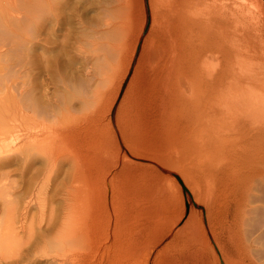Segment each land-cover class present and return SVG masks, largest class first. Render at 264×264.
<instances>
[{
  "label": "bare ground",
  "instance_id": "bare-ground-1",
  "mask_svg": "<svg viewBox=\"0 0 264 264\" xmlns=\"http://www.w3.org/2000/svg\"><path fill=\"white\" fill-rule=\"evenodd\" d=\"M257 1L0 0V184L6 188L0 196V264H67L83 256L85 234L91 238L90 230L95 234L97 225H107L104 218L105 223L95 226L96 210L109 209L118 197L112 190L108 195L92 186L88 190L90 184H71L73 174L60 175L63 164L71 166L73 160L64 162L69 153L63 158L43 147L42 142L59 137L57 127L52 132L45 121L58 124L59 117L78 107L98 103L103 81L114 77L122 61L131 66L139 43L115 126L130 144L129 153L136 155V142L159 163L181 170L206 214L207 226L202 218L193 223L189 216L167 246L184 249L173 253L183 264H264V33ZM51 82H60L55 88L62 102L47 90ZM92 113L74 131V121L66 120L71 125L67 141L93 139L85 134L96 126L97 111ZM97 154L87 157L84 166L99 159ZM87 169L85 178L79 177L92 185L95 180ZM9 172L20 179L13 181L11 174L6 176ZM44 182H50L47 192L37 188ZM142 185L133 186L127 211L118 206L113 207L114 218L108 213L112 232L111 225L103 229L104 248L97 249L112 255L127 249L133 259L137 247L161 239L150 227L152 214L140 209L146 203L138 200L145 192ZM171 256L159 259L170 262Z\"/></svg>",
  "mask_w": 264,
  "mask_h": 264
},
{
  "label": "rangeland",
  "instance_id": "rangeland-1",
  "mask_svg": "<svg viewBox=\"0 0 264 264\" xmlns=\"http://www.w3.org/2000/svg\"><path fill=\"white\" fill-rule=\"evenodd\" d=\"M255 1H257V0H255ZM257 3H259L258 4V13H259V15L261 16L260 18H261V22L263 23L262 24V30H263V33H264V0H258L257 1ZM263 18V19H262ZM149 21L150 20H148V22H147V26H146V30H147V28H148V24H149ZM146 33V32H145ZM145 33H143V34H145ZM263 36H264V34H263ZM134 38V37H133ZM264 38V37H263ZM139 49H140V43H139V46H138V48H137V51H136V53H135V57H134V61H132V64H131V66L129 65V68H127V66H126V64H125V62L124 61H122L121 62V64L119 65V67H118V70H116V72H115V75H114V77L113 78H116L115 80L113 79H110L109 81H106V82H104L103 80V84L105 85V87L103 88L102 86H100V87H102V89H100V92L103 94L102 95V97H100V100L98 101V103H100V104H98V103H96L94 106L93 105H91L90 107H91V109H90V107H78V110H76V111H74V112H72L71 113V115L69 116V113H68V116L67 117H59V118H61L60 120H61V122H59L58 124H55L56 122L55 121H53L52 122V120H46L45 121V123L50 127V126H52L51 127V131L53 132L54 130H55V127H57L56 128V130H58V131H56L55 133L57 134V135H59V137L58 136H56V138H54V139H50V142L48 143V142H42V144H44L43 145V147L45 146H47L46 148L48 149V150H51L54 154H55V152H57V153H59V155L58 156H63V155H65V154H67V153H69V154H67L66 156H68L69 157V155L71 156V154L70 153H72L73 154V156H71L70 158H68V157H66L65 158V156H63V158H65L66 160L64 161V162H66V161H71V160H73L72 162H71V166L68 164V162H67V164L65 163V164H63V168H62V171H59L60 173H62V174H60L61 176H67V175H72L70 178L72 179V183L71 184H73V183H78V184H80V186L82 185V184H84V186H87V185H89V186H87L86 188L89 190V188H90V186H92V188L94 189V191H101V190H104L105 192H107L108 193V195H111V192L114 194V196L116 195L117 197V199H115L114 201V203L111 205H108V206H110L109 207V209H107V210H105V207H101V209L102 210H100V208H99V210L97 209L96 210V212H97V218H98V221H96L97 223L95 224V226L97 225V224H99L98 222L99 221H102L104 218L105 219H108V221H109V219L112 217V218H114L113 216V214L114 213H112V212H114V210L115 209H119V207L120 208H122V210L125 208V205L126 206H128L127 204H130V200L132 199V197H133V195H135L134 193H135V187L137 186V185H139V184H143L142 185V187L143 188H145L144 190L142 189V191H145V192H143V194H140L141 195V197L142 198H140V196H139V198L140 199H138L140 202H146V203H144V204H142V206H144L143 207V209H142V207L140 208L141 209V211H143L144 213H145V215L146 214H152V223H150V227L152 228V230H154L155 232H159V234L158 235H160L161 234V239L157 242V243H154L153 244V242L155 241V240H150L151 242L148 244V246L147 247H143L142 245L141 246H139V247H137L133 252H132V255H133V259H132V257H130V256H128L130 253L128 252V251H126L125 249V251L123 250V251H119V250H114V247H112L111 248V251L112 250H114L113 252V255L115 256V263L114 264H125V262H126V264H183L182 262H180L175 256H174V254L173 253H177L178 251H181L182 252V250H184V249H182V250H180V247H179V245H178V247L176 248H174L173 250H172V247L173 246H171V245H168V246H170V247H168L167 246V243L169 242V240H171V238L175 235V233H176V230L177 229H179V228H182V226L185 224V222L187 221V219L189 218V216H191L192 217V222L193 223H198V218L199 219H201L202 221H203V224H205L206 223V221H205V217H206V214H205V208H204V204H203V202L201 201V198H199L200 196H198L199 194H197V193H195V192H192L191 191V188H190V186L188 185V184H186L185 182H184V180H183V176H182V174L180 173L181 172V170H177V169H174V168H171V167H169V166H167V165H163L161 162L159 163L158 161H156L154 158H151L150 157V155H149V152H146V151H149V149L147 148V149H145V147L143 148V149H141L140 148V150H139V147H140V145L138 144V143H134V145H132V147L133 146H139L138 148L136 147H134V151H135V153H136V155L134 154V152H131V153H129V146H130V144H128V142H127V140H125L123 137H121L122 136V134H120L119 133V131L117 130V126H115V121H116V113L118 112V110H119V108H120V105H121V103H122V100L124 99V97H125V94H126V90H127V86L129 85V82H130V77L132 78L133 77V71H134V68H135V66H136V60H137V58H138V55H139ZM123 63V64H122ZM67 65H69V63L67 64ZM127 68V73H126V75H124L123 76V72H124V70ZM64 70H66L65 72H69V66H68V68H65ZM64 71L62 72V73H65ZM119 73H121V75L119 74ZM68 75H69V73H68ZM73 75L74 76H76L77 75V73L75 74V70H74V73H73ZM120 76V77H119ZM123 76V77H122ZM77 77V76H76ZM85 77V76H84ZM121 79H123V80H121ZM111 81V82H110ZM113 81V82H112ZM108 82V83H107ZM115 82V83H114ZM117 82L119 83L120 82V86L118 87V84H117ZM58 83V82H57ZM57 83H49V85L48 86H46V88H47V90L49 91V93H50V95L51 96H53V98L55 99V100H57L56 102L57 103H59L60 101L62 102L63 101V98H59V97H57V95H59V93L57 92V89L55 88V87H57L58 86V89H59V83L57 84ZM93 83V82H92ZM114 83V84H113ZM112 84V85H111ZM111 85V86H110ZM113 85H116V86H113ZM98 87H99V85H98ZM99 87V88H100ZM109 87V88H108ZM113 87H114V89L115 90H117V88H118V90L117 91H115V93L116 94H114V91H113ZM105 89V90H104ZM109 89V90H108ZM110 91H112V92H110ZM119 91V92H118ZM104 93H105V95H104ZM118 93V94H117ZM109 94H111V96L109 95ZM115 95V96H114ZM134 96V95H133ZM106 97H108V98H110V99H108V98H106ZM116 98V99H115ZM132 98H135V97H132ZM59 99V100H58ZM103 99V100H102ZM106 99V100H105ZM104 101V102H102V101ZM108 100H109V102H108ZM115 100V101H114ZM59 101V102H58ZM108 102L107 104H105L106 105V108H102V106L103 107H105V105H104V103L105 102ZM56 103V104H57ZM102 103H103V105H102ZM93 106V107H92ZM99 106V107H98ZM112 106V107H111ZM94 107H96V110L95 111H97V123H96V126L91 130L93 133L91 134V131H89L90 132V134H89V132L88 133H85V134H87V135H89L88 137H92L93 139H91L90 138V140L92 141V145L89 143V142H91V141H89V142H87V143H85V142H83L81 139V141L79 140L78 142L76 141V140H78L79 138L77 137L75 140L73 139V140H66V138H68L69 139V128H70V126L72 125V124H74V125H72L71 126V130L74 128V130L77 128L78 129V127L81 125V124H83L82 122L85 120V118H88L89 116H92V115H94L92 112H95V111H93L92 109L94 108ZM102 109H101V108ZM89 108V109H88ZM108 108H110V111H109V109ZM84 109H85V111H84ZM95 109V108H94ZM104 109H106V110H104ZM83 110V111H82ZM92 110V111H91ZM103 110H104V112H103ZM109 111V112H108ZM98 112H101V113H98ZM108 112V113H107ZM87 113V114H86ZM90 113H92V114H90ZM86 114V115H85ZM38 115V114H37ZM73 115V116H72ZM60 116V115H59ZM77 116V117H76ZM84 117V118H83ZM100 117V118H99ZM39 118V117H38ZM75 120H74V119ZM69 119H71L70 121H74V123L73 122H70V124H68L67 123V121L66 120H69ZM110 120V122H111V125L112 126H109V121ZM76 121V122H75ZM55 122V123H54ZM61 123H64V126L65 125H67L66 127H64ZM79 123V124H78ZM52 124V125H51ZM56 125V126H54V125ZM76 125V126H75ZM78 125V126H77ZM114 125V126H113ZM54 126V127H53ZM58 126H60L59 128H61V127H63V128H61V129H59L58 128ZM69 127V128H68ZM101 130H100V129ZM49 129V128H48ZM52 129H54V130H52ZM76 129V130H77ZM64 130H65V132H64ZM74 130H72V131H74ZM62 133H61V132ZM95 131L97 132V134L95 133ZM112 131H115L114 133L116 134L115 136L113 135L114 133L112 132ZM58 132H60L61 133V136H62V134H63V137L61 138L60 137V133H58ZM68 132V133H67ZM117 132H118V134H117ZM94 134V135H93ZM66 135V136H65ZM97 135V136H96ZM95 136V137H94ZM59 138V139H58ZM61 138V139H60ZM96 139V141L94 142V140ZM116 138H119L118 140H120L119 142H118V144H117V146L115 145V143H116ZM49 139H47V140H49ZM64 139V140H63ZM99 139V140H98ZM109 139V140H108ZM62 140V141H61ZM51 141H55V142H51ZM53 143V144H52ZM54 143H56L55 144V146H54ZM89 143V144H88ZM49 144V145H48ZM50 144L52 145V147L50 146ZM60 144V145H59ZM61 144H64V146L66 145V144H69L68 146H69V148H66V147H64L63 145H61ZM80 146V144H81V146H80V148H79V146ZM138 144V145H137ZM91 145V146H90ZM115 145V146H114ZM50 146V149L48 148ZM53 146H54V148H53ZM59 146H62V147H59ZM75 146V147H74ZM76 146H78L77 148H79V149H77L76 148ZM87 146V147H86ZM74 147V148H73ZM59 148V149H58ZM63 148H65V150H66V152H64V149ZM93 148V149H92ZM77 149V150H76ZM88 149H89V152H88ZM132 149V148H131ZM74 150V151H73ZM61 151H63V153H61ZM75 151H77V152H75ZM85 151V152H84ZM75 152V153H74ZM79 152H81V153H79ZM93 152V153H92ZM120 152V153H119ZM124 152V153H123ZM76 153H77V155H76ZM82 153H84V154H82ZM87 154V156H86V154ZM92 154V156H94V154L96 155L97 153L99 154H97V156H99V159H96V158H94V159H96L95 161H94V163L92 164V163H87L86 164V166H84L85 164V162L84 161H86V162H88L87 160H86V158L88 157H92L91 156V154ZM119 153V154H118ZM123 153V154H122ZM138 153H141V154H139L138 155ZM79 154H81L80 155V157H79ZM89 154V155H88ZM127 157H126V156ZM74 156H77L78 157V159H77V157H74ZM82 156H85V157H83L82 158ZM101 156V157H100ZM115 156V157H114ZM125 156V157H124ZM135 156V157H134ZM138 156V157H137ZM140 156H142V158L140 157ZM147 157V158H146ZM149 157H150V159H149ZM74 158V159H73ZM102 158V159H101ZM127 158V159H126ZM67 159H69V160H67ZM76 159V160H75ZM80 159V160H79ZM90 159V158H89ZM120 159L122 160V161H120ZM126 159V160H125ZM129 159V160H128ZM77 160H79V162H80V164H79V162L77 161ZM102 160V161H101ZM131 160V161H130ZM82 161V162H81ZM101 161V162H100ZM84 162V163H83ZM97 162H98V164H97ZM117 162L118 163V165H117V163H116V165H115V163ZM119 162H120V164H119ZM129 162H131V163H129ZM132 162H133V164H132ZM72 163H75L74 165L76 166H74V165H72ZM78 163V164H77ZM95 163H96V165H100L99 167L98 166H96L95 165ZM100 163H102V164H100ZM136 163V164H135ZM93 166V167H91V166ZM124 165V166H123ZM64 166H66V168L64 167ZM67 166H70V167H67ZM79 166V167H78ZM121 166V167H120ZM128 166V167H127ZM139 166V167H138ZM167 166V167H166ZM75 169H74V168ZM78 167V168H77ZM86 167H88V169H87V171L88 170H90L91 171V176L93 175V179L95 180V182H94V184H92L91 185V183L90 182H83V181H81V177H79V176H82V178L84 177V175L85 174H83V171L86 169ZM89 167L91 168V169H89ZM94 167H95V169H94ZM118 167V168H117ZM169 167V168H168ZM81 168V169H80ZM98 168V171L96 170ZM113 168H115V169H113ZM120 168V169H119ZM133 170H131V169ZM140 168H141V170H140ZM67 169H69V171H65V170ZM77 169H78V171H77ZM84 169V170H83ZM101 169V170H100ZM125 169V170H124ZM64 170V171H63ZM76 170V171H75ZM82 170V171H81ZM92 170H95V171H92ZM108 170H110V171H108ZM121 172H120V171ZM130 170H131V172H130ZM119 171V172H118ZM135 171V172H134ZM139 171H140V173L141 174H143V175H141L140 173H139ZM59 172H58V174H59ZM66 172V173H65ZM69 174H68V173ZM78 172H79V174H82V175H78ZM111 172V173H110ZM127 174H126V173ZM144 172V173H143ZM146 172H147V174H146ZM77 173V174H76ZM89 173V171L87 172V174ZM119 173V174H118ZM120 173H123L122 175L120 174ZM135 173H136V175H135ZM9 174H11L10 176H11V179L13 180H15V178H16V180L15 181H17L18 179H20L19 178V175L17 176V173H12V172H9L6 176H8ZM64 174V175H63ZM149 174V175H148ZM118 175V176H117ZM128 175V176H127ZM77 176L79 177V178H77ZM96 176V177H95ZM121 178H120V177ZM129 176H131V178L129 177ZM96 179H95V178ZM140 177H141V179L144 181V182H142V180H139L140 179ZM143 177V178H142ZM8 179H9V177H7ZM18 178V179H17ZM85 178V177H84ZM121 179H123V180H121ZM130 179V180H129ZM13 180V181H14ZM89 180V179H88ZM132 180H133V182H134V180L135 181H138V182H134V183H132ZM90 181V180H89ZM141 181V182H140ZM18 183H20V182H17L16 184H15V186H16V188L18 187L17 185H19ZM46 182H44V184L42 185V184H39V186L37 187L40 191H42V192H47V191H49L50 190V182L49 183H46ZM112 183V186H114V187H110V184ZM125 183H127V184H125ZM161 183V184H160ZM123 184H124V186H123ZM128 184H130L131 185V189H133V190H131L129 187H128V189H126L127 187H126V185H128ZM45 185V186H44ZM121 185L123 186V188L121 187ZM130 185H128V186H130ZM147 185V186H146ZM5 185H2V184H0V196H3V195H5V193H6V188L4 187ZM42 186V187H41ZM117 186V187H116ZM120 186V187H119ZM133 186H135V187H133ZM146 186V187H145ZM41 187V188H40ZM71 187V186H70ZM110 187V188H109ZM125 187V188H124ZM114 188V189H113ZM115 188L117 189V190H115ZM110 189V190H109ZM121 189L125 192H121ZM128 190L129 191V189L132 191V192H130L129 191V193L128 194H126V190ZM162 189V190H161ZM163 189H164V191H163ZM18 190V189H17ZM107 190V191H106ZM112 190V191H111ZM103 191V192H104ZM109 191V192H108ZM111 191V192H110ZM122 193H120V192ZM118 192V193H117ZM116 193V194H115ZM131 193V194H130ZM133 193V194H132ZM194 193V194H193ZM120 194V195H119ZM121 195H123V196H121ZM128 195H130V196H128ZM144 196V197H143ZM130 197V198H129ZM70 198V197H69ZM109 198V197H108ZM196 198V199H195ZM123 199L126 201V202H124L123 201ZM127 199V200H126ZM128 199H130V200H128ZM142 199H144V200H142ZM148 202H147V201ZM118 201H119V203H118ZM199 201V202H198ZM148 203V204H147ZM149 203H150V206H149ZM200 203H202V204H200ZM114 205V206H113ZM119 206V207H118ZM122 206V207H121ZM146 206V207H145ZM149 206V207H148ZM115 209H114V208ZM104 208V209H103ZM191 208V209H190ZM114 209V210H113ZM140 209H138V211H140ZM149 209V210H148ZM193 209V210H192ZM105 210V211H104ZM125 211H127L126 210V208L124 209ZM146 210V211H145ZM99 211H100V213L101 214H99ZM102 211H103V213H102ZM203 211V212H202ZM104 212H107L106 214L104 213ZM111 212V213H110ZM108 213H110L109 215L111 216V217H109V215H108ZM198 213V214H197ZM200 213V214H199ZM102 214H104V215H102ZM102 215V216H101ZM122 215H123V217L124 218H127V215H126V213H122ZM201 215V216H200ZM98 216H100V217H98ZM105 216V217H104ZM158 216V217H157ZM163 218H162V217ZM198 216V217H197ZM86 217V216H85ZM154 217H155V219H157V220H154ZM161 217V218H160ZM196 217V218H195ZM100 218H102L101 220H100ZM104 219V220H105ZM177 219H179V221H177ZM85 220H86V218H85ZM104 220L102 221V222H104ZM106 221V224L108 225V227H109V225H113V222H110V223H108V221L107 220H105ZM112 221V220H111ZM86 222V221H85ZM102 222H100V223H102ZM183 222H184V224H183ZM105 223V222H104ZM127 223V222H126ZM107 225H105L104 226V224L102 225V224H99V225H97L96 226V230H94V232H95V234L93 233V230H90L91 232L89 233V237H91V238H87L86 239V237H88L87 236V234H85V236L86 237H83V239L84 240H86V241H84L83 243H84V247L82 248V250L84 251V252H82L83 253V256L81 257L80 255H79V259H69V261H68V263L67 264H102V262H105V263H111L112 264V260H113V262H114V258H113V255L112 254H109V252L107 253L108 255L106 256V253H105V250L104 251H101V250H99L100 248H104V245L103 244H105V242L103 241V239L105 238V234H106V232L104 233L103 232V229H107V228H105ZM112 225L110 226V228H109V233H110V235H111V232H112ZM125 225V224H124ZM132 226V225H131ZM205 226H207L206 224H205ZM99 229H98V228ZM104 227V228H103ZM154 227V228H153ZM208 228V227H207ZM98 230V234H99V232H100V234H102L103 235V237H102V235H100L99 237H97L96 235H97V231ZM158 230V231H157ZM171 230V231H170ZM169 232H171V233H169ZM91 234H93V235H91ZM165 234V235H164ZM171 234V235H170ZM174 234V235H173ZM96 237H95V236ZM163 235H164V237H163ZM93 236V237H92ZM95 238V239H94ZM98 238V240H96ZM101 238H103V239H101ZM185 238V237H184ZM100 239V240H99ZM88 240V241H87ZM103 241V242H102ZM97 242L98 243H100L99 245H100V247L98 246V247H96L98 244H97ZM92 243V244H91ZM88 244V245H87ZM95 244V245H94ZM102 244V245H101ZM85 245H87V246H85ZM90 245V246H89ZM102 246V247H101ZM87 247V248H86ZM88 248H91V249H88ZM93 248H95L94 250H93ZM97 248H99V249H97ZM81 250V251H82ZM87 250V251H86ZM89 250H91V251H89ZM103 250V249H102ZM150 252H149V251ZM169 250H172V251H169ZM207 250V249H206ZM78 251H79V253L81 254V251H80V249H78ZM100 251V252H99ZM119 251V252H118ZM174 251V252H173ZM176 251V252H175ZM85 252H92V253H90V256L91 257H94V258H91V257H88L89 256V253H86L85 254ZM103 252V253H102ZM122 252V253H121ZM126 252V253H125ZM159 252H161L162 254H164V255H161V256H158V253ZM96 253V254H95ZM115 253H117V254H115ZM147 253L149 254L150 253V255H147ZM172 253V255L173 256H171V259H170V262L169 261H167L166 259L165 260H161V259H159V257H162V256H165V258H166V256L168 257L170 254ZM207 256L209 257V260L210 261H212L211 260V253L209 254V251L207 250ZM85 255H86V257H85ZM95 255V256H94ZM102 257H101V256ZM117 255V256H116ZM123 255V256H122ZM126 255H127V257H126ZM103 256H105V257H108V258H106L105 259V257H104V260H106V261H102V259H103ZM117 257H119V258H121V259H123V260H120L119 258L117 259ZM113 258V259H112ZM81 259V260H80ZM111 259V260H110ZM168 259V258H167ZM73 260V261H72ZM109 260H110V262H109ZM119 260V261H118ZM132 260V261H131ZM108 261V262H107ZM72 262V263H71ZM189 263V262H188ZM190 264V263H189ZM211 264H212V262H211Z\"/></svg>",
  "mask_w": 264,
  "mask_h": 264
}]
</instances>
